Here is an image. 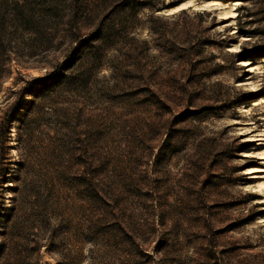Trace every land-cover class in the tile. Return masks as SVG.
<instances>
[{
  "label": "rangeland",
  "instance_id": "374dc122",
  "mask_svg": "<svg viewBox=\"0 0 264 264\" xmlns=\"http://www.w3.org/2000/svg\"><path fill=\"white\" fill-rule=\"evenodd\" d=\"M180 1L0 3V264H264V0Z\"/></svg>",
  "mask_w": 264,
  "mask_h": 264
},
{
  "label": "bare ground",
  "instance_id": "6f19581e",
  "mask_svg": "<svg viewBox=\"0 0 264 264\" xmlns=\"http://www.w3.org/2000/svg\"><path fill=\"white\" fill-rule=\"evenodd\" d=\"M190 2H191V0H185V1H181L178 5H177V7H176V9H179V8H183V7H187V6H189L190 5ZM242 63H247L246 61H243ZM262 101H264V96H261V97H257L256 99H255V102L256 103H259V102H262Z\"/></svg>",
  "mask_w": 264,
  "mask_h": 264
},
{
  "label": "trees",
  "instance_id": "16d2710c",
  "mask_svg": "<svg viewBox=\"0 0 264 264\" xmlns=\"http://www.w3.org/2000/svg\"><path fill=\"white\" fill-rule=\"evenodd\" d=\"M4 1H5V0H0V3H1V2H4Z\"/></svg>",
  "mask_w": 264,
  "mask_h": 264
},
{
  "label": "water",
  "instance_id": "95a60500",
  "mask_svg": "<svg viewBox=\"0 0 264 264\" xmlns=\"http://www.w3.org/2000/svg\"><path fill=\"white\" fill-rule=\"evenodd\" d=\"M180 2H181V1H180ZM180 2H179V3H180Z\"/></svg>",
  "mask_w": 264,
  "mask_h": 264
}]
</instances>
